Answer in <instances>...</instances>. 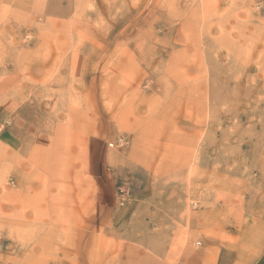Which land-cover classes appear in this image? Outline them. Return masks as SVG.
Segmentation results:
<instances>
[{
    "label": "rangeland",
    "instance_id": "obj_1",
    "mask_svg": "<svg viewBox=\"0 0 264 264\" xmlns=\"http://www.w3.org/2000/svg\"><path fill=\"white\" fill-rule=\"evenodd\" d=\"M93 141L137 163L112 210ZM174 227L264 263V0H0V264H171Z\"/></svg>",
    "mask_w": 264,
    "mask_h": 264
},
{
    "label": "crops",
    "instance_id": "obj_2",
    "mask_svg": "<svg viewBox=\"0 0 264 264\" xmlns=\"http://www.w3.org/2000/svg\"><path fill=\"white\" fill-rule=\"evenodd\" d=\"M53 104L49 99H43L38 103V113L45 114L52 110ZM23 124L21 115H14L10 120V124L7 126V135H14L17 128ZM5 130V129H4ZM3 130V131H4ZM98 143V142H96ZM100 147L95 146V141L90 145V157L92 167V178L94 180L92 200L98 207L112 210L117 207L118 196L117 189L120 187V179L123 178H136L137 175V163L128 156H117L111 162L109 158V150L105 147L102 148V143L99 142ZM73 167H71V170ZM58 199L56 198L55 202ZM176 226V224L174 223ZM178 230V229H177ZM176 227L170 228L169 230V250L166 255L163 253L161 258L167 257L169 262L173 264L177 259L178 252L177 246L172 245V242L176 244L175 236L177 235ZM176 247V249H175ZM160 248V247H159ZM264 264V263H263Z\"/></svg>",
    "mask_w": 264,
    "mask_h": 264
}]
</instances>
